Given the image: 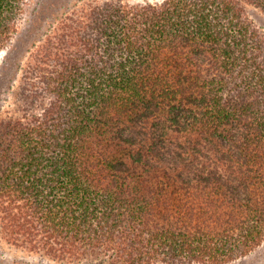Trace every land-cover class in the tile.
<instances>
[{"label": "trees", "instance_id": "16d2710c", "mask_svg": "<svg viewBox=\"0 0 264 264\" xmlns=\"http://www.w3.org/2000/svg\"><path fill=\"white\" fill-rule=\"evenodd\" d=\"M28 1L0 0V52ZM259 12L41 0L52 27L0 62V240L61 264H230L261 246Z\"/></svg>", "mask_w": 264, "mask_h": 264}, {"label": "rangeland", "instance_id": "374dc122", "mask_svg": "<svg viewBox=\"0 0 264 264\" xmlns=\"http://www.w3.org/2000/svg\"><path fill=\"white\" fill-rule=\"evenodd\" d=\"M133 2L151 1L156 2L160 0H130ZM54 16V15H53ZM53 16L46 15L41 17V0L28 1L23 19L19 24L18 31L14 39L9 43L8 47L0 52V62L4 55L9 50V47H17V56L26 54V49H30L32 45L41 40V37L49 31L53 20ZM257 23L264 26V16L260 12L256 14ZM28 55V54H27ZM27 55L25 57H27ZM24 57V56H23ZM20 74V72H19ZM18 74V77H19ZM9 104V102L7 103ZM7 107V106H6ZM0 264H61L41 257L39 254L31 253L19 247L13 246L5 241L0 240ZM230 264H264V243L256 248L247 257L240 259Z\"/></svg>", "mask_w": 264, "mask_h": 264}]
</instances>
